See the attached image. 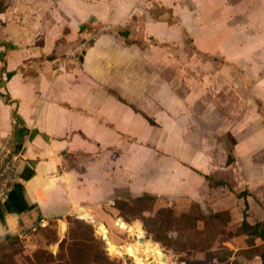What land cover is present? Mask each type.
Wrapping results in <instances>:
<instances>
[{"label":"crops","instance_id":"crops-1","mask_svg":"<svg viewBox=\"0 0 264 264\" xmlns=\"http://www.w3.org/2000/svg\"><path fill=\"white\" fill-rule=\"evenodd\" d=\"M3 1L0 145L12 140L23 158L18 184L0 204V247L25 243L15 264H39V227L55 224L62 235L68 216L89 217L106 203L116 209L114 199L144 193L178 213L193 202L229 210L232 232L264 220V0L77 6L81 21L66 38L83 51L64 63L60 17L47 16L57 14L56 1ZM89 23L113 28L81 49ZM191 45L192 56L178 49ZM207 175L225 184L213 187ZM246 240L234 235L226 244L236 252ZM239 259L261 264L260 256Z\"/></svg>","mask_w":264,"mask_h":264},{"label":"rangeland","instance_id":"rangeland-1","mask_svg":"<svg viewBox=\"0 0 264 264\" xmlns=\"http://www.w3.org/2000/svg\"><path fill=\"white\" fill-rule=\"evenodd\" d=\"M22 1V0H20ZM49 0H35L37 4H45ZM56 5L58 6V9L56 12L57 14L49 13L47 16L52 17H60V20L58 21L61 26V35H62V50L63 55L61 56V61L68 62L69 57H72V54L77 52V48L74 50L73 48V42L70 40H67L66 38L67 34L71 33V30L74 29V27L78 24L79 21H81L78 15L79 13H75L73 9L77 8V6L81 9H86L90 6L95 7H103L104 2L108 3H114L115 5H120V2H123V0H55ZM256 2H260V0H255ZM51 4L54 2L53 0H50ZM107 3V4H108ZM200 4H203V1L200 0H191L189 5L191 7H196ZM158 5V4H157ZM88 11V10H87ZM112 11V12H116ZM118 15V14H117ZM113 16V15H112ZM202 16H205L204 18L209 19L213 21L214 15L213 13H202ZM191 17L194 19L195 25L193 26L191 24L190 31H189V38L191 42H193V33L195 32L194 29L197 28L196 20L197 15L195 13L191 14ZM112 19H116V17H112ZM89 27V44L93 42V38L95 35H100L102 32L106 31L107 29L113 28L112 25L106 24L102 26H92V24L85 25L84 28ZM50 30H48L46 33L49 34ZM179 33V32H178ZM212 31H206V40L204 42L206 46L211 45L210 47H204L206 49V54L209 55L212 54L213 51V36ZM46 35V36H47ZM93 35V36H92ZM179 36V35H178ZM82 44L83 41L80 40ZM70 44H72L71 47H68ZM70 48V49H69ZM184 48L186 49L187 53L192 56L193 54L197 53V47L196 46H178V49ZM67 50L68 52H66ZM83 51V50H82ZM82 51L77 52L78 55H81ZM68 53V54H67ZM182 53V52H180ZM213 58V56H210ZM60 58V57H59ZM215 58V57H214ZM61 62V63H62ZM164 200L161 201L163 203ZM89 217L84 218L85 215H82L81 213L78 214V216H68L66 218L67 220V230L66 232H63L61 235L59 233L58 227L54 225H48L45 227H39L37 229V234L34 232L35 239L38 237L39 240V247L37 248L35 252V258L39 262V264H178V255L172 250L169 249L161 243L155 241L151 235H149L146 230L143 227V224L140 220H134L131 223V225L139 224L144 230L145 237L147 240L153 241L159 245V247L164 251V254H159L157 257H151L147 251L146 244L142 245L139 248L137 247H131L129 245H135L137 242L136 234L142 233L141 231H138L136 234L133 232H129L126 229H121L117 225V219L122 218L119 214V211L117 209L112 208L108 203L103 204L100 207H96L95 210H90ZM77 217L82 222L87 223L89 228L93 229V233L96 236V238L99 239V245L100 249L103 253H101L98 257H95L94 255H91L89 257V249L87 245H89V241L86 240L84 237V232L80 228V224L74 221V218ZM124 219V218H122ZM99 220V221H95ZM125 220V219H124ZM126 221V220H125ZM103 222V223H101ZM103 224V225H100ZM104 223L107 224V226L110 229V233L107 234L108 231H103L102 228L104 227ZM119 223V222H118ZM199 226L201 230H194V231H187L186 237L188 239L190 250L189 254L193 257H203L204 252L202 249L204 247H212L216 248L220 241H219V233L218 231H215V229H208L204 233L203 231V223L200 222ZM106 229V228H105ZM228 229V228H227ZM107 230V229H106ZM230 233L231 230H228ZM234 230L233 232H235ZM217 232V233H216ZM104 234L109 237L106 238ZM177 237V235H176ZM110 244H108V242ZM80 243H85L86 245H80ZM52 244L56 245V251H53V248L50 246ZM140 245V244H139ZM25 246V243L20 242L18 244H14L10 246V250L7 252H1L0 253V264H15V257L23 251V248ZM78 246H82L83 253H78L75 251V248ZM47 250L48 254H46L45 257L42 256L41 250ZM74 252V255L77 257V262L73 263L69 259V254ZM117 254V256L115 254ZM107 257V258H106ZM138 259V261L136 260Z\"/></svg>","mask_w":264,"mask_h":264},{"label":"trees","instance_id":"trees-1","mask_svg":"<svg viewBox=\"0 0 264 264\" xmlns=\"http://www.w3.org/2000/svg\"><path fill=\"white\" fill-rule=\"evenodd\" d=\"M4 8L3 1L0 3V9L3 10ZM230 159H232L231 156H229L228 161H230ZM206 177L209 180V184L213 187L225 184L224 181L215 180L209 175ZM113 207H115L119 211L120 216L126 220L119 217L117 219L119 223L124 224L123 227L134 234L138 231L142 232L139 237V243L146 244L147 251L151 257L164 254V251L157 243L146 239L141 225H131L128 223L137 219L140 220L146 232L151 235L155 241L172 249L178 255V264H241L240 257L253 259L255 256H260L261 264H264V244H256L257 239L264 240V220L256 223H249L245 220L235 232L230 233L227 229L229 221L231 220V213L229 210L209 211L205 210L201 202H193L188 211L178 213L174 207H157V197L150 193H144L140 196L116 198L113 201ZM74 221L80 224V228L84 232V237L89 241V245H87L89 257L91 255L98 257L103 252L99 248V239L94 235L93 229L89 228L87 223L82 222L77 217L74 218ZM200 222L203 223L202 229L204 233L208 229H215V231H218L220 243L216 248L204 247L202 249L204 252L203 257H193L188 253L190 245L185 233L187 231L201 230L199 229ZM234 235H246L248 247L234 252L233 249L226 244ZM18 243V238L10 240L9 244L0 247V253L9 251L11 245ZM80 245L86 244L80 243ZM81 248L82 246H78L75 248V251L83 253ZM41 252L43 257L48 254L47 250L44 249H42ZM115 255L117 256V254ZM69 258L71 262H77V257L72 251L69 254ZM136 260L138 261L137 258Z\"/></svg>","mask_w":264,"mask_h":264},{"label":"built area","instance_id":"built-area-1","mask_svg":"<svg viewBox=\"0 0 264 264\" xmlns=\"http://www.w3.org/2000/svg\"><path fill=\"white\" fill-rule=\"evenodd\" d=\"M93 35L95 40L98 34ZM87 43L89 44V38L80 45L81 49L85 48ZM22 158V148L17 147L12 140L8 139L0 145V204L9 200L18 184Z\"/></svg>","mask_w":264,"mask_h":264},{"label":"bare ground","instance_id":"bare-ground-1","mask_svg":"<svg viewBox=\"0 0 264 264\" xmlns=\"http://www.w3.org/2000/svg\"><path fill=\"white\" fill-rule=\"evenodd\" d=\"M120 224L124 225L123 223H120ZM136 237H137V239H139V234L138 233L136 234ZM161 264H164V263L161 262Z\"/></svg>","mask_w":264,"mask_h":264},{"label":"water","instance_id":"water-1","mask_svg":"<svg viewBox=\"0 0 264 264\" xmlns=\"http://www.w3.org/2000/svg\"><path fill=\"white\" fill-rule=\"evenodd\" d=\"M123 220H124V219H123ZM105 230H106V229H105ZM107 242H108V244H110L109 241H107Z\"/></svg>","mask_w":264,"mask_h":264}]
</instances>
